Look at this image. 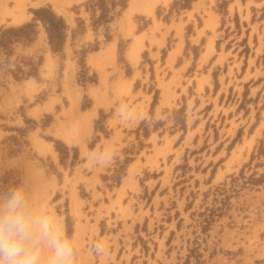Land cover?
I'll use <instances>...</instances> for the list:
<instances>
[{
  "label": "rangeland",
  "instance_id": "rangeland-1",
  "mask_svg": "<svg viewBox=\"0 0 264 264\" xmlns=\"http://www.w3.org/2000/svg\"><path fill=\"white\" fill-rule=\"evenodd\" d=\"M17 1L0 0V32L5 27L32 22L33 10L40 7H51L63 16L68 31L62 49L53 51L44 23L36 20L38 34L34 41L16 43L13 54L0 48V199L6 198L10 190H20L33 211L55 220L59 234L74 247L75 264H96L93 245L101 240L96 228L99 224L106 231L111 219H101L99 223L103 201L101 197L99 203L96 198L101 193L92 194L84 181L79 147L48 130L54 118L69 117L66 109L69 105L73 109L75 95L82 97L85 88L97 82L101 67L94 66L87 56L122 34L117 40L118 63L132 74L125 50L134 34L142 32L149 45L142 64L150 63L146 74L161 85L167 76L178 71L169 50L180 44V51L181 43L183 48L176 64L191 63L188 76L213 71L216 77L223 69L232 71L233 65H239L255 44L259 66L264 67V52L259 47L264 42V2L155 0V12H148L150 0H139L129 14L131 0H64L60 7L55 0H22L21 10L15 5ZM235 5L238 13L233 9ZM150 14L152 18L145 16ZM152 22L154 25L150 26ZM86 31V38L92 37L94 31L99 36L85 42ZM214 44L218 51L214 50L215 56L206 60L203 52L207 50L209 54ZM154 45L163 46L156 61L148 57ZM34 67L36 75H25ZM137 73L141 75L140 71ZM16 75L23 78L19 80ZM148 88L154 92L155 103L159 90L150 81ZM262 97L256 105L257 120L247 131L245 126L237 127L234 119L230 126H215L195 136L187 130L184 108L175 112L176 131L171 132L178 135L176 145L183 153L180 159L170 154L163 161L172 183L163 190H141L136 194L137 200L132 196L127 199V207L134 203L140 204V209L145 203L154 206L153 213L133 234L136 254L129 264H264V94ZM90 101L85 93L81 107L86 108ZM39 104L49 111L40 118L42 111H28ZM101 121L102 118L97 121V127H102ZM240 121L245 123L242 114ZM257 124L259 129L254 131ZM141 134L137 143L117 152L109 167L113 171L102 175L111 190L120 184L131 154L150 145L144 138L149 136V130L146 128ZM159 134L162 142L163 133ZM250 134L251 140L246 141ZM55 140L67 146L62 149L63 154ZM46 142L51 151L41 149ZM239 143L242 144L233 152ZM152 144L157 147V140ZM222 145L228 152L219 156L216 153ZM149 176L158 173L141 174L142 189ZM99 188L107 191L103 182ZM102 242H106V237ZM41 256L46 261V249Z\"/></svg>",
  "mask_w": 264,
  "mask_h": 264
},
{
  "label": "crops",
  "instance_id": "crops-1",
  "mask_svg": "<svg viewBox=\"0 0 264 264\" xmlns=\"http://www.w3.org/2000/svg\"><path fill=\"white\" fill-rule=\"evenodd\" d=\"M240 1L242 3V0ZM153 9L152 12H155L154 7ZM233 9L238 13L237 5ZM243 14L246 15V8H243ZM126 16L128 15L125 13L124 23L128 20ZM145 16L152 18V14ZM244 18L246 21L247 17ZM149 25L153 26L154 22ZM87 35V31L83 33L85 42L99 36L95 31L92 33V37L86 38ZM134 35L125 50V58L129 67L133 68V73L127 74L126 69L118 63L117 40L120 39L119 36H122L119 34L117 38L108 40L103 47L92 51L87 56L88 61L92 58L95 59L94 66L101 67V71L98 70L97 82L89 85L84 91L91 100L90 104L83 109L81 99L85 93L82 94V97L75 95L73 109L69 111V117L66 119L54 118L48 127L51 134L64 139L70 145L79 147L82 158L81 165L83 171L85 170L86 178L83 180L92 194L94 191L101 193V195L97 194L96 198L99 203H101V197L103 201V205H101L103 215L100 217L99 223L101 219L108 217L111 219V227H108L106 231H102L101 226L97 225L96 232L101 238L97 242L107 248L108 254L96 255V264H129L134 258L136 251L134 250L135 238L133 234L137 233V226L141 222H145L147 216L153 213L154 206L150 204L148 207L145 203L140 209V204L134 203L127 207V199L132 196L137 200L139 195L136 199V194H139L141 190L145 191L146 188L163 190L172 183L171 178L168 180L163 161L165 156L170 154L180 159L183 153L180 146L176 145L178 135L171 132L176 131V128L173 127L176 122L175 112L184 108L187 130L195 136L197 132L208 131L215 126L219 128L223 125L230 126L234 119L238 124L237 127L245 126L247 131L249 126H252L257 120L256 105L259 97L264 94V67L259 66L258 44H255V48H252L249 54H245L244 60L239 65H233L232 71L228 68L223 69L215 77L213 71L199 72L197 76H192V74L188 76L187 71L191 63L176 64L183 48V43H181L180 51L172 59V63H175L174 68L178 71L175 75L167 76L161 85L160 81L151 80L147 76L146 66L150 67V63L142 64L143 53L149 49L148 40L142 37V32H137ZM137 40L141 42V45L134 53L133 58L131 51ZM193 44H197V41H193ZM211 46L209 54H207V50L203 52L206 60L215 56L214 50V52L218 51L215 44ZM162 47L157 48L154 45L151 51H148V57L156 61L162 54ZM176 47L175 45L169 50V56ZM259 47L260 51L264 52V42ZM49 53L51 55L52 52ZM90 64L89 62L88 65L90 66ZM91 66L93 67L92 64ZM137 71L141 72L140 76ZM179 73L180 76H178ZM149 81L155 84L159 90L155 103H153L154 92L148 88ZM31 84L34 83L31 82ZM243 102L245 106H241ZM70 107L69 105L66 111ZM28 111H42L38 114L39 118L49 112L43 109L42 104L33 106ZM261 111H264V108ZM60 113L62 114V111ZM241 114L243 120L245 117V123L240 121ZM101 118L102 127H97V121ZM157 122H159L158 125H156ZM259 126L260 124H257L254 131L258 130ZM146 128L150 134L149 136L144 135V138L150 145L145 146V150L141 148L131 154L132 158L127 164L120 184L111 190L102 175L113 171V169L109 170V167L117 152L137 143ZM159 133H163L162 142H159L161 139ZM164 133H167V138ZM93 140L95 142L90 146L89 143ZM154 140H157V147L152 144ZM250 140L251 134L246 136V141ZM240 144L242 143L233 148V152L237 151ZM247 150L248 146L245 147V157ZM165 151L166 154H159V152ZM226 151L222 145L216 154L223 156ZM231 156L230 154L228 159ZM122 157L125 158L124 155ZM146 171L157 172L158 176H149L142 189L140 175ZM102 182L107 191L100 190L99 186ZM103 237H106L105 243L102 242Z\"/></svg>",
  "mask_w": 264,
  "mask_h": 264
},
{
  "label": "clouds",
  "instance_id": "clouds-1",
  "mask_svg": "<svg viewBox=\"0 0 264 264\" xmlns=\"http://www.w3.org/2000/svg\"><path fill=\"white\" fill-rule=\"evenodd\" d=\"M47 250L46 261L42 250ZM96 255H107L101 243L93 245ZM0 264H75L72 243L57 231L55 220L33 211L18 189L0 199Z\"/></svg>",
  "mask_w": 264,
  "mask_h": 264
},
{
  "label": "trees",
  "instance_id": "trees-1",
  "mask_svg": "<svg viewBox=\"0 0 264 264\" xmlns=\"http://www.w3.org/2000/svg\"><path fill=\"white\" fill-rule=\"evenodd\" d=\"M35 18L32 22H27L19 26H10L1 29L0 32V48L8 54H13L14 45L16 43H29L35 40L38 30L36 20H41L48 32L49 41L53 51H60L65 43L68 31V24L63 16L57 14L51 7H40L33 10ZM39 63L36 64L38 67ZM25 75H36V68L32 72ZM17 79H22L23 76H17ZM154 103V102H153ZM56 147L61 154L63 148L67 149L61 141L55 140ZM76 158V153L74 154ZM70 234V231H68Z\"/></svg>",
  "mask_w": 264,
  "mask_h": 264
},
{
  "label": "bare ground",
  "instance_id": "bare-ground-1",
  "mask_svg": "<svg viewBox=\"0 0 264 264\" xmlns=\"http://www.w3.org/2000/svg\"><path fill=\"white\" fill-rule=\"evenodd\" d=\"M21 1H22V0H18L17 3L15 4L16 7L19 8V10H21V7H22V2H21ZM138 2H139V0H131V2H130V7H129V9H128V13H129V14H131L132 11L135 9V7H137V6L139 5ZM63 3H64V0H55V5H56L57 7H60ZM150 5H151L150 7H149V5L147 6L148 12H152V10H153V6L155 5V0H150ZM148 7H149V8H148ZM17 10H18V9H17ZM17 15H18V13L15 12V16H17ZM140 45H141V42L137 40V41H136V44H135V47H134V48L132 49V51H131V56H132L133 58H134V53L138 50V48L140 47ZM179 46H180V44L178 45L177 50H175V52H173V53L170 55V59H173V57H174V55L176 54V52L179 51ZM90 60H91V62H92L93 64H96L94 58H92V59H90ZM71 110H72V107L69 108V111H71ZM41 149L44 150V151H51L50 143L48 144V143L46 142V144H42Z\"/></svg>",
  "mask_w": 264,
  "mask_h": 264
}]
</instances>
